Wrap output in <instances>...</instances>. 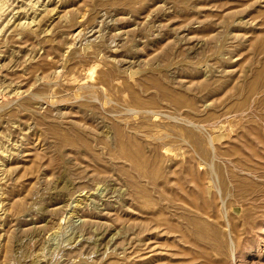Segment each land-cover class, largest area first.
Masks as SVG:
<instances>
[{
    "label": "rangeland",
    "instance_id": "1",
    "mask_svg": "<svg viewBox=\"0 0 264 264\" xmlns=\"http://www.w3.org/2000/svg\"><path fill=\"white\" fill-rule=\"evenodd\" d=\"M4 3L0 264H264V0Z\"/></svg>",
    "mask_w": 264,
    "mask_h": 264
},
{
    "label": "bare ground",
    "instance_id": "2",
    "mask_svg": "<svg viewBox=\"0 0 264 264\" xmlns=\"http://www.w3.org/2000/svg\"><path fill=\"white\" fill-rule=\"evenodd\" d=\"M5 0H0V10L2 9V7L5 5ZM3 10H4V8H3ZM7 23V22H6ZM19 24H20V22H19ZM21 24H22V22H21ZM23 26V25H22ZM0 30H2V29H0Z\"/></svg>",
    "mask_w": 264,
    "mask_h": 264
}]
</instances>
